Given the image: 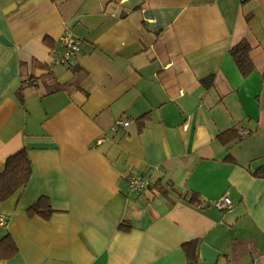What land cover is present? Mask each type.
<instances>
[{"label": "crops", "instance_id": "1", "mask_svg": "<svg viewBox=\"0 0 264 264\" xmlns=\"http://www.w3.org/2000/svg\"><path fill=\"white\" fill-rule=\"evenodd\" d=\"M63 33L71 67L53 61ZM22 148L0 264H203L201 243L212 264H264V0H0V173ZM131 174L159 193H130ZM42 196L47 218L29 211Z\"/></svg>", "mask_w": 264, "mask_h": 264}, {"label": "trees", "instance_id": "2", "mask_svg": "<svg viewBox=\"0 0 264 264\" xmlns=\"http://www.w3.org/2000/svg\"><path fill=\"white\" fill-rule=\"evenodd\" d=\"M250 49V44L246 40H241L229 50V54L244 77L249 75L253 70V63L249 56ZM234 134H236L234 129H227L219 132L216 138L221 144H226L234 137ZM227 158L235 162L231 157ZM31 172L32 164L25 148L20 149L10 156L5 161L4 169L0 173V202L8 198L19 188L24 187L30 179ZM252 174L257 177H264V165L253 170ZM190 201L193 203L196 202V197L191 196ZM29 211L39 214L43 218H47L52 209L48 198L42 196L29 207ZM196 245L197 242H193L186 246L187 255L192 260H195V254L193 252L196 250ZM16 251L17 247L13 239H11L9 234L5 235L0 240V258L9 257L16 253Z\"/></svg>", "mask_w": 264, "mask_h": 264}, {"label": "built area", "instance_id": "3", "mask_svg": "<svg viewBox=\"0 0 264 264\" xmlns=\"http://www.w3.org/2000/svg\"><path fill=\"white\" fill-rule=\"evenodd\" d=\"M59 41L62 45V51L59 55L55 56L53 61L56 64L71 67L77 63V57L81 50V42L71 33H63L59 37ZM130 120L125 118H117L114 121L112 128L119 126H127ZM248 134L247 129H239V136ZM128 189L132 194L144 193L150 191L152 194H157L159 191L157 188L148 180L143 178L139 174H131L128 176ZM214 205L219 209H230L233 207L231 199L224 195L214 202ZM5 224V217L0 215V226Z\"/></svg>", "mask_w": 264, "mask_h": 264}, {"label": "water", "instance_id": "4", "mask_svg": "<svg viewBox=\"0 0 264 264\" xmlns=\"http://www.w3.org/2000/svg\"><path fill=\"white\" fill-rule=\"evenodd\" d=\"M200 253L203 264H212L215 259L219 256V251L212 248L211 246L201 243Z\"/></svg>", "mask_w": 264, "mask_h": 264}]
</instances>
